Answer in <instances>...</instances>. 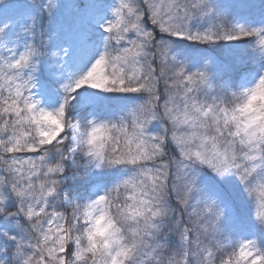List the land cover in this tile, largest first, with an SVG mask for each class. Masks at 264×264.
Here are the masks:
<instances>
[{
	"label": "snow or ice",
	"instance_id": "snow-or-ice-1",
	"mask_svg": "<svg viewBox=\"0 0 264 264\" xmlns=\"http://www.w3.org/2000/svg\"><path fill=\"white\" fill-rule=\"evenodd\" d=\"M241 6L0 0V264H264V22ZM184 42L247 47L189 70ZM45 71L55 108L37 98ZM99 93L138 96L112 115ZM109 169L123 175L97 191ZM233 181L258 236H235Z\"/></svg>",
	"mask_w": 264,
	"mask_h": 264
},
{
	"label": "rangeland",
	"instance_id": "rangeland-1",
	"mask_svg": "<svg viewBox=\"0 0 264 264\" xmlns=\"http://www.w3.org/2000/svg\"><path fill=\"white\" fill-rule=\"evenodd\" d=\"M112 2H114V0H109V3ZM116 2H119V0H116ZM224 2L228 4H234L236 0H224ZM261 5H264V0H258L255 9L256 13L253 14H248V7H246V5L244 4L239 8H233V11L241 22L253 26H259L262 22H264V8H262ZM147 27L149 29L152 28L150 21L148 22ZM95 31L98 32V28L95 29ZM9 39L15 41V34L10 33L7 37L8 45L10 43ZM245 47H247V45L241 42H221L214 47H207L202 45L193 46L190 42H184L177 45L176 51L178 53V59H188V63L186 65L187 69L194 70L203 63V60L206 57H210L215 63H226L230 60L231 55L234 51ZM93 55V51L85 50L79 54L77 59L72 60L70 58L64 70V76L67 77L70 75L79 74L86 70V68L89 66L91 58H93ZM41 80L43 83V88L37 90V98H40L42 100L44 106L48 108H55L59 99L57 89L59 87L60 81L51 76H48L46 71L43 73ZM94 91L95 90L89 89L88 93L91 94ZM81 95H85V93H83L82 91ZM107 95L108 94L99 93L97 96L99 103L100 101L104 100ZM106 111L107 113L112 115H115L117 112L113 109V107H109L108 109H106ZM74 115H79L78 109L74 110ZM105 172L101 176H99L96 181L98 185L97 191L107 183V179H105ZM230 196L232 200L234 196L236 199L242 201L243 204L240 203V205L245 209L240 214V221L236 228L235 236L241 239L252 238L254 235L258 236V229L248 214L247 204L244 201L243 197L240 195L239 188L236 185L235 181H233L232 183ZM244 214H246V216ZM9 227V224L6 227L2 225L0 226V231L8 230ZM261 246L264 247V245Z\"/></svg>",
	"mask_w": 264,
	"mask_h": 264
},
{
	"label": "trees",
	"instance_id": "trees-1",
	"mask_svg": "<svg viewBox=\"0 0 264 264\" xmlns=\"http://www.w3.org/2000/svg\"><path fill=\"white\" fill-rule=\"evenodd\" d=\"M257 2H258V0H243V4L246 5V7H248V14L256 13L255 9H256ZM9 40H10V43H9L8 46L11 47L12 46V42L14 40H12V39H9ZM135 96H138V94H119V93L108 94L104 98V100L100 101V103L97 106V109L98 110L102 109L104 112L107 113L106 109H108L109 107H113V109L118 112L119 109H121L125 105L131 103L132 102V97H135ZM122 175H123V172H121L118 169L106 170V172H105V177L106 178L105 179H107V181H106L107 183L103 187H105L108 184L114 182L116 179H119ZM109 180H110V182H109ZM102 188H100V189H102ZM233 201L236 204L239 205V207L241 209V213H242L243 210H245V209L243 208V206L240 205V203L243 204V202L240 201L239 199H236L234 196H233ZM244 215L246 216V214H244ZM2 225H4L5 227L8 226V224L0 222V226H2Z\"/></svg>",
	"mask_w": 264,
	"mask_h": 264
},
{
	"label": "clouds",
	"instance_id": "clouds-1",
	"mask_svg": "<svg viewBox=\"0 0 264 264\" xmlns=\"http://www.w3.org/2000/svg\"><path fill=\"white\" fill-rule=\"evenodd\" d=\"M256 98L261 99L262 101H264V89H261L257 95ZM251 106V105H250ZM256 119H259L261 121V127L262 129H264V110L260 111V114L258 117H256Z\"/></svg>",
	"mask_w": 264,
	"mask_h": 264
}]
</instances>
